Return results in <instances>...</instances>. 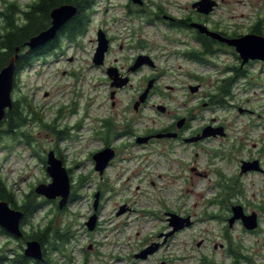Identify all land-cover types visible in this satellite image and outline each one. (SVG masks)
I'll list each match as a JSON object with an SVG mask.
<instances>
[{"label":"rangeland","instance_id":"374dc122","mask_svg":"<svg viewBox=\"0 0 264 264\" xmlns=\"http://www.w3.org/2000/svg\"><path fill=\"white\" fill-rule=\"evenodd\" d=\"M32 1L0 0V13L10 2L26 9ZM152 1L161 2L171 13L178 15L180 12L173 5L184 6L194 0ZM217 1L220 6L212 19L221 29L243 35L261 21L264 31V0ZM126 2L96 0L83 34L73 41L61 40L62 49L59 47L43 59L36 58L31 66L15 76L14 101L26 98L33 107L31 112L24 109L27 123L21 128L22 132L32 135V140L27 143L22 136L15 139L5 136L0 140V177L21 199L34 191L39 183L51 181L47 163L43 160L48 151L57 148L73 168L69 173L71 193L82 196L69 201L66 211H59L54 202H47L23 229L31 233L54 219V228L76 233V239L71 237L65 251L52 254L58 264H69L70 254L75 257L74 264H81L82 247L90 257L89 264H160L164 259H170L171 264H205L204 260L209 264H230V258L224 257L229 245L227 234L234 248H241L249 255L250 261L242 264H264V172L240 174L241 159L258 156L261 151L264 159V62L256 60L246 64L247 76L237 78L233 98L230 97L225 106L200 110L201 117L192 121V126L198 127L216 119L227 126V138L207 140L198 147L174 144V151H162L167 148L165 142L149 147L138 145L133 151L121 152L104 179L95 170L94 162L89 160L90 153L98 151L103 144L102 136L95 133L99 126L96 122L101 117L110 116L121 128L125 127V117H136L133 110H127L132 92L121 95L113 106L108 90L100 84L101 73L90 67V57L98 45V28H105L116 38L120 30L129 25L123 7ZM3 23L0 15V31ZM149 29L153 37L158 36V29L163 31L161 26ZM226 49L210 58L213 64L198 66L208 75L220 74L228 65L239 67L241 60L232 52L235 49ZM70 56L76 57L74 62L68 60ZM72 71L78 73L72 75ZM76 92L81 96H76ZM178 94L183 97L184 92ZM159 124L140 121L135 124V129L144 130ZM47 125H53L55 130ZM58 131H64V136ZM123 143L131 144L132 141L123 137L120 144ZM218 173L238 179L243 194L237 192L235 197H240L237 201L245 205L248 214H258L257 229L248 230L238 223L231 228L228 221L214 218L221 211L218 205L211 203L220 191L216 186L220 179ZM81 176L86 182L85 187H79ZM105 179L111 188L99 209L101 226L97 232H87L84 223L93 213L91 193ZM227 183H232V179ZM35 195L38 201L44 199ZM125 203L131 210L117 215L119 207ZM167 209L190 215L193 223L178 231L169 244L167 241L162 243L161 251L153 257L135 260L133 253L140 245L166 228L163 212ZM21 241L0 231V248L8 250L11 256L23 251L25 242ZM90 243H96L95 248H89ZM33 261L30 264H34Z\"/></svg>","mask_w":264,"mask_h":264},{"label":"flooded vegetation","instance_id":"af4514ba","mask_svg":"<svg viewBox=\"0 0 264 264\" xmlns=\"http://www.w3.org/2000/svg\"><path fill=\"white\" fill-rule=\"evenodd\" d=\"M198 1L200 0H194L191 4L184 6L173 5L174 7H177L180 12L178 15H175L174 13H171L161 2H151V0H139V2H135L134 0H127L123 7L125 8V16L129 20V25L124 26V28L120 30L121 33L118 37L115 38L113 35H110L105 28H98V31L101 29L105 32L109 40V49L100 65L94 63V52L90 57V67L91 69L98 70L101 73L100 84L104 85L105 90H108L113 106L116 105L118 102L117 100L121 97V95L132 92L129 100L130 105L127 107V110H133L136 114V117H125L127 121L124 123L125 127L122 128L121 125L113 122V119H110V116L101 117L99 121L96 122L99 126L95 128V133L102 136L103 139L102 147L98 149V151L106 147H112L115 150V156L109 162V165L105 169L104 173H99L102 179L105 178L108 169L111 168L117 160H119L121 152L133 151L134 147L138 145L141 147H149L158 142H165L167 143V148L162 151H174V144L198 147L207 140L216 139L218 137H222L224 139L227 138V126L224 123L217 122L216 119L204 122L198 127L192 126V121L201 117L200 110L213 109L219 106V104L216 103V99L218 98L215 97L220 86L224 84L225 80L233 77L235 72L239 69L242 76H247V67H245L246 65L242 66L240 62V66L238 68L237 66L228 65L224 68V71H221L220 74L217 72L215 75H208L206 71L201 70L200 66H209L210 64H213L211 63L210 58L215 57L220 50H228L226 48L234 47L228 46L226 43L221 42L207 33L201 32L199 28L193 25L194 23H201L207 26L209 30L218 32L226 37L238 36H233V33H230L225 29H221L220 25L212 19V15L220 6V3L217 0H214L217 4L209 13L201 12L198 7L194 6V4ZM33 2H37V0H33L28 3L26 9H21L19 7L15 8L18 10L15 14L16 25L24 26L27 23L25 12L30 10ZM6 6H8V4H6ZM0 15L4 21L3 24L7 25L8 16H6L5 12H1ZM123 19L124 17L119 21ZM116 21L117 23L119 22L118 20ZM160 26L163 31L158 29V36L153 37L150 35L151 31L149 28H158ZM126 27H128L127 30H125ZM61 40L73 41L67 36V32L65 31L62 33L60 32L59 49L63 48V46H61ZM232 52L234 53L235 51L232 50ZM41 58L43 59V56ZM75 58L76 57L74 56H70L68 60L74 62ZM237 60L239 62V59ZM253 62L255 61H250L247 64L249 65ZM75 73L78 72H71L72 75ZM238 81L239 80L236 79V82L233 85H238ZM145 92H147V94L144 99H142ZM179 92H184L183 97L178 94ZM76 96L81 95L76 92ZM60 112L61 111H59V117L61 116ZM86 116L89 117V114H86ZM140 121L147 124L148 122L160 124L156 127L147 126L144 130L135 129L137 126H135V124ZM208 125L213 127L223 126L226 131V135L208 137L194 142H187L188 138L200 135L204 127ZM167 133H175L176 136H156L157 134ZM139 136L150 138L147 142L140 144L137 142V138ZM123 137H128L132 143L120 144ZM55 150L56 156L62 160L63 165L68 170V173L73 172V168L70 167L62 152L58 151L57 148ZM98 151L90 153L89 160L94 162V166L95 160L93 156ZM222 151H224V149H222ZM260 153L261 154L258 156H250L247 159H241L240 162L259 160L261 170L254 172L262 173L264 172V159L262 151ZM43 161L44 163H47V157ZM194 169L195 168H193V170ZM249 172L253 171L245 173ZM245 173L240 171V174ZM218 174L220 179L216 182V186L220 188V191L218 195L212 199L211 203L218 205L221 211L218 214H215L214 218L221 219L225 222L228 221L229 227L232 228L234 225L230 226L229 219L233 215V206L241 204V201H237L240 197L238 196L236 199L233 190H227L225 192L222 190L221 185L223 182H226L224 180L226 176L222 173ZM70 179L72 181V178ZM226 179H230V181L232 179L233 181L237 178L233 176L232 178L227 177ZM78 183L79 187L86 186V182L82 176L80 177ZM109 188L111 187L108 186L107 180L105 179L102 181V184L99 183L97 188L91 193L92 200L94 201L96 193L98 192L100 194V202L97 210L98 218L95 229L92 233L97 232L101 226L99 222V209L102 208L101 206L107 197L106 193L110 190ZM72 195L73 194L71 193L70 197H72ZM76 196L75 200L82 197L78 194H76ZM43 198L46 199L45 197ZM46 200L54 202L59 208L60 198ZM72 200L73 199L70 198V201ZM94 201L92 214H94ZM123 206L125 209L123 214H126L129 210H131L126 203L121 205L119 210ZM67 207L68 204L61 210L66 211ZM243 208L244 211L248 213L245 205H243ZM223 212H225V214H223ZM168 213H175L182 217L190 216L187 214H180L179 211L175 210H165L163 214L164 219L167 222L166 228L159 230L153 239L147 238L144 243L140 245V247L133 253V258L135 260L149 259L153 257L155 253L161 251L159 248H162V243L167 241L166 243L169 244V241L175 236V234H177L178 231L167 236V234L173 229L168 220ZM191 221L193 223L192 218ZM86 222L84 223L85 227H87ZM235 223L243 224L241 220H237ZM86 231L88 232V228ZM68 234L70 238L73 236V240L76 239V233H72V235L70 230L68 231ZM228 236L229 235L227 234V237ZM155 243L160 244L158 248L159 250H156V252L152 254H148L145 258L137 257V255L144 249ZM95 246L96 243H90L89 248H95ZM232 247L227 245L224 255V257L230 258V264H242L243 261H250L249 255H247L241 248L235 249L233 247V249ZM80 251L83 254L81 264H89L91 260L86 254V249L82 247ZM96 253L98 254L97 258H100V253H98V251H96ZM170 262V259H164L160 264H171ZM68 263H75V257H73L72 254L69 255Z\"/></svg>","mask_w":264,"mask_h":264},{"label":"water","instance_id":"95a60500","mask_svg":"<svg viewBox=\"0 0 264 264\" xmlns=\"http://www.w3.org/2000/svg\"><path fill=\"white\" fill-rule=\"evenodd\" d=\"M139 2V0H134ZM217 2L214 0H200L194 4L195 7L201 12L209 13L216 6ZM78 7L74 3H64L60 6L54 7L51 10V24L46 29L40 31L39 33L31 36L29 40L25 43L31 49L38 48L42 45L47 44L53 40L59 30L71 20L77 13ZM195 27L199 28L201 32L207 33L208 35L220 40L221 42L226 43L228 46L234 47L239 58L241 59V65L244 66L250 61L259 60L264 62V35L249 32L238 37H226L222 34L209 30L207 26L201 23H194ZM97 42L94 53V63L100 65L103 61L106 52L109 49V40L103 30L97 32ZM20 48L16 49V54L11 57L9 63L3 67L0 71V124L5 118L6 112L8 109L13 107L14 99L12 96L14 81H15V72H16V60L19 56ZM145 92L142 96V99L146 96ZM245 109H241L243 111ZM226 131L223 126L213 127L206 126L204 127L202 133L193 138H188L187 142L199 141L208 137L215 136H225ZM158 137L163 136H173L175 133L167 134H157ZM150 137L139 136L137 138L138 143H144L149 140ZM115 150L112 147H106L93 156L95 160V169L103 174L109 162L114 158ZM259 160H249L243 161L241 163V172L245 173L248 171H260ZM47 171L51 177L49 183H39L35 188L34 192L39 196H44L48 200H53L60 198L59 208L63 209L69 202L71 195V179L68 173V170L63 165L61 159H59L55 150L51 149L47 155ZM99 196L97 192L94 201V214H92L86 222L88 230L93 231L96 226L97 221V210L99 207ZM125 212L124 206L118 211V215ZM169 214V223L173 227L172 231L167 234V236L179 231L185 227L191 225V217L186 216L182 217L175 213ZM24 217L23 211L13 208L10 203L6 200L0 198V227L6 230L9 234L15 238H23L24 231L22 228V220ZM237 220H241L243 226L248 230H255L259 226V217L256 212L246 213L241 204H236L233 206V215L229 219L230 226H233ZM159 243L152 244L148 248L144 249L137 257L145 258L148 254L154 253L159 248ZM223 246V244L221 245ZM23 253L28 258L33 260H42L44 258V251L42 244L37 239H29L26 241Z\"/></svg>","mask_w":264,"mask_h":264},{"label":"trees","instance_id":"16d2710c","mask_svg":"<svg viewBox=\"0 0 264 264\" xmlns=\"http://www.w3.org/2000/svg\"><path fill=\"white\" fill-rule=\"evenodd\" d=\"M96 0H37L33 2L30 10H27L26 17L27 23L24 26H19L15 24V14L18 12L17 3L10 2L8 6H5L6 16H8L7 25L3 24L0 31V71L5 67L12 56L16 54V49L19 47V56L16 60V72L15 76L18 75L22 69L31 66L33 61L38 57H44L50 55L54 52L60 44V32H67V36L74 40L81 34H83L89 24L90 15ZM38 3V4H36ZM64 3H74L78 7L76 15L69 20L57 36L45 45L38 48L31 49L25 45L29 38L40 31L46 29L51 21L50 12L54 7L60 6ZM250 32L258 33L264 35V31L261 28V21L257 22L251 29ZM241 34L233 33V36H240ZM234 54L239 58L238 54ZM238 68V66H237ZM240 69L235 72L233 77L224 81L216 94L215 98L217 104L225 106L230 97H233V84L238 77H241ZM17 78L15 77L14 86L16 85ZM29 107V108H28ZM24 109L28 112L33 110L31 102L25 98L14 101L13 107L8 109L5 118L0 124V140L5 136H11L15 139L16 136L24 137L27 143H31L32 135L26 132H22L21 128L27 123V116H25ZM49 128L55 130L53 125H47ZM61 136H64V131H58ZM223 182L221 185L222 190L225 192L227 190L234 191L235 193L243 194V189H240L238 179L232 181V183ZM230 180V179H229ZM236 188H238L236 190ZM76 194L72 195V199H75ZM0 198L6 200L10 203L13 208L23 211L24 217L22 220V227L25 224L32 222L34 214L41 209L47 202L46 199L38 201L34 191L26 193L21 199L18 198L17 194L7 185V183L0 177ZM59 211H61L59 209ZM54 219L49 223L45 224L43 227H37L31 233L24 231V237L21 238L23 242L29 239H37L41 242L44 258L42 260L33 261V259L28 258L24 255L23 251H17L14 256L9 254L6 249L0 248V264L16 263V264H30L32 261L34 264H58L54 259H52V254L55 251H65V245L70 241V236L67 232H62L60 229L53 227ZM2 234L9 235L6 230L0 227ZM229 245L234 246L233 241L230 236H228ZM19 240V239H18ZM21 241V242H22ZM23 246V245H22ZM233 248V247H232ZM234 249V248H233ZM236 249V248H235ZM205 264H209L207 260H204ZM212 264V263H211Z\"/></svg>","mask_w":264,"mask_h":264}]
</instances>
